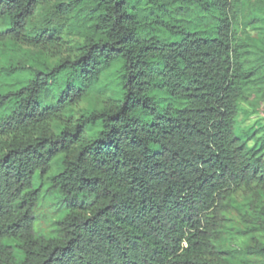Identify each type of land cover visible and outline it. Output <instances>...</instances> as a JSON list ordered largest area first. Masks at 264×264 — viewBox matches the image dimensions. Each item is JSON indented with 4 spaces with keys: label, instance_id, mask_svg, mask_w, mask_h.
Wrapping results in <instances>:
<instances>
[{
    "label": "trees",
    "instance_id": "16d2710c",
    "mask_svg": "<svg viewBox=\"0 0 264 264\" xmlns=\"http://www.w3.org/2000/svg\"><path fill=\"white\" fill-rule=\"evenodd\" d=\"M50 1L0 0V42L67 53L0 95V264H230L238 192L264 264V141L236 132L238 100L264 82L243 0H60L33 24ZM103 79L102 105L77 111ZM36 179L65 207L45 238Z\"/></svg>",
    "mask_w": 264,
    "mask_h": 264
},
{
    "label": "rangeland",
    "instance_id": "374dc122",
    "mask_svg": "<svg viewBox=\"0 0 264 264\" xmlns=\"http://www.w3.org/2000/svg\"><path fill=\"white\" fill-rule=\"evenodd\" d=\"M60 0H53L42 4L37 8L33 17V24L42 23L51 13L53 5ZM264 15V0H243V10L239 32L242 37L250 36L258 40L264 46V21L258 27L253 26L251 20ZM250 23V24H249ZM76 42H82L79 35L74 36ZM73 40V42H74ZM67 53L59 55L52 52H43L10 41L0 42V95L18 86L25 77L27 67H40L46 63L53 65L60 58H65ZM108 80H101L96 84L81 106L76 109L90 108L102 105V101L108 96L104 85ZM240 114L237 119V134L246 140L251 148H257L260 141H264V82L248 87L243 96L238 100ZM0 106V117L3 114ZM35 187L40 190L38 200L33 209L35 234L39 238L52 236L56 233V223L64 216L65 207L59 195L51 192L47 184L36 179ZM251 197L238 192L233 199V210L228 214L229 222L221 244L233 249L228 257L230 264H250L258 261V258L249 256L246 249L251 246V237L246 234L248 222L254 217V207ZM264 209V200L256 202Z\"/></svg>",
    "mask_w": 264,
    "mask_h": 264
}]
</instances>
